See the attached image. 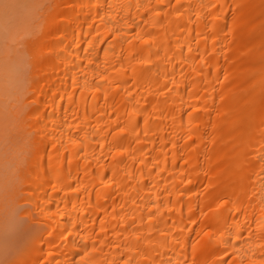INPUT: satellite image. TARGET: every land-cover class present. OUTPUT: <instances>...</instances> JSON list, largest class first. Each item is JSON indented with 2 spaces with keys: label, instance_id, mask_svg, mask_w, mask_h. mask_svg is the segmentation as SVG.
Instances as JSON below:
<instances>
[{
  "label": "bare ground",
  "instance_id": "6f19581e",
  "mask_svg": "<svg viewBox=\"0 0 264 264\" xmlns=\"http://www.w3.org/2000/svg\"><path fill=\"white\" fill-rule=\"evenodd\" d=\"M40 1L0 23L5 264H264V0Z\"/></svg>",
  "mask_w": 264,
  "mask_h": 264
},
{
  "label": "rangeland",
  "instance_id": "374dc122",
  "mask_svg": "<svg viewBox=\"0 0 264 264\" xmlns=\"http://www.w3.org/2000/svg\"><path fill=\"white\" fill-rule=\"evenodd\" d=\"M35 1H37V0H35ZM33 2V0H25V2L23 1V0H10V3L14 6V7H12L11 9H10V13H12V15H13V12H11L12 10L14 11V14H15V16H16V13L15 12H18V11H16V10H20L21 8L24 10V12H23V15H26V13L29 15V17L31 18L32 17V15L34 14L35 15V17L39 14V12L40 11H38L39 9L38 8H36L37 6L38 7H40V6H42V5H38L37 4V6H35V4H36V2ZM39 1L40 0H38V2L37 3H39ZM41 1H43V0H41ZM41 1H40V3H41ZM48 1V0H47ZM47 1H45V2H47ZM44 2V1H43ZM42 2V3H43ZM44 2V3H45ZM49 2V3H48ZM47 3L48 4H50V2H51V0H49ZM26 5H25V4ZM41 3V4H42ZM43 3V4H44ZM46 4V3H45ZM24 7H26V8H24ZM27 7H28V9H27ZM44 8V7H43ZM41 11H42V9H40ZM22 11V10H21ZM20 11V12H21ZM26 12V13H25ZM18 15L20 14L19 12L17 13ZM8 15H11V14H6L3 10H0V19H1V17H2V20H0V21H2V22H0V23H3V22H6V23H3L2 25H3V27L5 28V25L7 26V21H9V20H11V19H9V18H7V17H10V18H12L11 16H8ZM20 15H22V14H20ZM19 15V16H20ZM22 17H25V16H22ZM22 17H19L20 19L22 18ZM4 18V19H3ZM8 19V20H5V19ZM26 18H28V17H26ZM13 19H15V18H13ZM12 19V20H13ZM16 19H18V18H16ZM20 19H18V21L19 22H17V23H19V24H22V23H20ZM29 19V18H28ZM4 20V21H3ZM22 20V19H21ZM25 20H27V19H25ZM16 21V20H15ZM22 21H24V20H22ZM10 23H12V24H14V20H13V22L12 21H10ZM10 23H8V27H10L11 25H9ZM16 23V22H15ZM19 24H14V26L16 25H18V26H20ZM1 25V24H0ZM13 26V27H14ZM2 26H0V36H5V40L8 38V37H10L9 35H11V36H14V38H16V39H14L13 40V37L12 38H8V40H10V45L9 46H11L12 45V47L14 48V46L16 45L17 46V44H16V40H18L19 39V32L18 31H20V30H22V29H18L17 27V32H15V34L11 31V29H12V26H11V29L9 30V28H7L8 30H5L4 28H3ZM21 27H22V25H21ZM15 28V29H16ZM3 29V30H2ZM15 29H12L13 31H15ZM7 31V33L5 32V31ZM4 31V32H3ZM10 31V32H9ZM2 32L3 33H5V34H3L2 35ZM9 33V34H8ZM22 33H23V31H22ZM21 32H20V34H22ZM8 34V35H7ZM13 34V35H12ZM16 35H18L17 37H18V39H17V37H16ZM23 35V34H22ZM21 35V36H22ZM3 36V37H4ZM7 36V37H6ZM3 37H0V38H2L1 39V43H0V57H1V59L3 60H5L7 57H5V58H2V57H4V56H2L1 55V52H2V49L1 48H3L4 47V44H3V41L2 40H4L3 39ZM21 39V38H20ZM19 39V40H20ZM7 41V40H6ZM11 41H16V42H12L11 43ZM21 42V41H20ZM6 43V42H5ZM8 43H9V41H8ZM18 43V42H17ZM7 44H6V46H8ZM14 45V46H13ZM5 46V48H7ZM15 46V48H16V50L18 51H15V52H17V53H19L20 52V50H22L21 48V44L19 45L18 44V46L16 47ZM20 46V47H19ZM11 47V49H13ZM14 48V49H15ZM4 49V48H3ZM8 49H10L9 47L6 49V51L8 50ZM13 49V50H14ZM19 49V50H18ZM5 50V49H4ZM3 50V54H5L6 53V51H4ZM10 51V50H9ZM5 52V53H4ZM11 52V51H10ZM7 54V53H6ZM10 54H12V53H10ZM1 59H0V61H1ZM7 60V59H6ZM3 63H4V61H3ZM3 65H1L0 66V68H4V66L2 67ZM22 66H24V65H22ZM24 67H25V70H24ZM24 67H21L22 69H20L19 71L21 72V75H22V72H23V70H24V72L25 71H27V69H26V66H24ZM15 68V67H14ZM20 68V66L19 67H16V69L17 70H15V71H18V69ZM18 71V72H19ZM16 74V73H15ZM12 75V74H11ZM1 76V75H0ZM5 77L7 78V80H2V82H1V80H0V85H3V83L6 81V82H8V77L5 75ZM14 77V76H13ZM4 78V77H3ZM2 78V79H3ZM10 78V77H9ZM11 78H12V76H11ZM10 78V79H11ZM16 78V77H15ZM14 78V79H15ZM1 79V78H0ZM14 79H11V80H14ZM4 81V82H3ZM16 81V80H15ZM11 82V81H10ZM12 83H14L13 81H12ZM17 83V82H16ZM5 84V83H4ZM8 84V83H7ZM16 85V84H15ZM5 86V85H4ZM3 86V87H4ZM10 86V85H9ZM8 86V88H10ZM11 86H13V85H11ZM2 86H0V88H1ZM6 88V87H5ZM4 89V88H3ZM1 90V89H0ZM10 90H12L11 88H10ZM2 91V90H1ZM1 91H0V93H1ZM5 92V91H4ZM2 93H3V91H2ZM3 94H6V93H3ZM3 94H0V95H3ZM4 96V95H3ZM3 98V97H2ZM1 99V98H0ZM4 100H5V96H4V98H3ZM2 99V100H3ZM6 102V101H5ZM1 104H3L2 102H0ZM0 104V105H1ZM4 105V104H3ZM5 135V136H4ZM8 138H10V137H8ZM8 138H7V134H5L4 133V131H3V128L2 129H0V180L2 181L3 180V178H4V180L1 182L0 181V184L2 185L3 183H4V181H5V184L6 183H9V185H10V182H6V180L5 179H7L6 177H8V175H9V173H10V171L11 170H9V169H11L10 167L12 166V165H14V164H12L11 165V162L10 161H14L15 159L13 158V160H12V156L14 157V155H15V147H14V145L11 143V139H10V141L8 140ZM8 146V147H7ZM14 147V148H13ZM7 148H10L9 150L7 149ZM17 148V147H16ZM15 150V151H14ZM14 153V154H13ZM13 154V155H12ZM2 159V160H1ZM6 159V160H5ZM11 165V166H10ZM12 168H14V167H12ZM10 174H12V173H10ZM9 177L11 178V176L9 175ZM9 177H8V179H9ZM9 180H11V179H9ZM5 184H3V188H4V191H5ZM1 185H0V194H1V192H3L4 194L6 193V191L4 192L3 190L1 191V189H2V187H1ZM7 185V184H6ZM7 190L8 191H10L9 190V188H8V185H7ZM1 194V195H4V194ZM1 195H0V199L2 198V197H7L6 195L5 196H2L1 197ZM4 198V199H5ZM7 200V199H6ZM3 201V200H2ZM1 201V202H2ZM5 202V201H4ZM18 202H17V200H16V205H18L17 204ZM5 204V203H4ZM4 204H2V207H5L4 206ZM21 204V203H20ZM20 204H19V206L17 207V206H15V207H13V211H10V209L12 208H10V207H8L7 208V205H6V207H5V209L4 210H2V207H1V203H0V264H5V263H7V262H9L16 254H17V252H19V251H21L22 249V247H24L25 245L24 244H26V242H28L29 240L28 239H30L32 236H34V234L35 233H37V231L38 230H36V225H38L36 222V225H34L35 223H32L31 222V220L30 219H28L27 217H25L24 216V214H21V213H23V210L21 209L22 207V205L20 206ZM15 205V204H14ZM25 206V205H24ZM23 206V207H24ZM26 207H28V206H25L24 207V209L26 208ZM6 208L10 211H8V212H5V211H7L6 210ZM15 208V209H14ZM20 208V209H19ZM19 209V210H18ZM12 210V209H11ZM21 210H22V212H21ZM12 212V213H11ZM19 212V213H18ZM7 213V214H6ZM7 217V218H6ZM4 219V220H3ZM34 222V221H33ZM35 227V228H34ZM24 245V246H23Z\"/></svg>",
  "mask_w": 264,
  "mask_h": 264
},
{
  "label": "snow or ice",
  "instance_id": "6c2138e0",
  "mask_svg": "<svg viewBox=\"0 0 264 264\" xmlns=\"http://www.w3.org/2000/svg\"><path fill=\"white\" fill-rule=\"evenodd\" d=\"M12 7L14 6L10 3V0H0V10H3L6 14Z\"/></svg>",
  "mask_w": 264,
  "mask_h": 264
}]
</instances>
